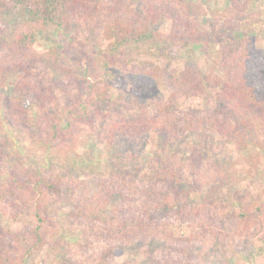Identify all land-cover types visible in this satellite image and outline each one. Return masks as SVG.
<instances>
[{"label":"trees","instance_id":"16d2710c","mask_svg":"<svg viewBox=\"0 0 264 264\" xmlns=\"http://www.w3.org/2000/svg\"><path fill=\"white\" fill-rule=\"evenodd\" d=\"M20 10L27 11L26 19L12 30L6 28L5 20ZM204 14L203 6L194 0H0V85L15 79L13 74L19 69L39 66L53 77L63 73L71 86L62 92L70 96L71 90H77L81 97L75 72L59 62L54 49H40L38 40L51 27H69L74 21L92 23L89 37L93 38L104 24L113 36L110 56L116 61L122 50L144 42L207 45L212 35L203 29ZM165 23L169 28L161 31ZM146 63L140 66L141 70L145 66L141 76L134 82L128 79L123 87L127 91L135 86L145 94L143 111L118 126L112 138L121 135L135 150L138 140L146 142L154 134L165 140L164 157L149 163L152 184L144 187L133 173L113 172L92 192L85 181L40 175L22 164L5 172L2 164L8 160L11 145L0 144V180L8 177L0 184V214L9 217L18 210H12L15 203L7 197L9 192L33 190L39 219L27 236L14 235L18 248L13 250L5 247L8 237L2 232L0 251L6 256L0 264H24L27 256L50 244L58 234L44 228L48 219L53 220L47 211L64 199L72 241L55 264H258L264 258V191L250 199L246 208L240 200V211L229 210L224 189L236 187L239 179L232 183L231 171L226 170L216 179L218 186L210 185L212 194L197 203L183 184L186 176L208 175L202 149L194 147L189 157L178 150L167 151L169 144L180 146L188 134L198 135V142L204 144L213 135L231 138L241 132L258 143V134L264 133V50L247 38L225 57L211 59L206 66L191 63L179 74ZM16 89L25 98L32 95L41 102L48 95L45 92L42 97L27 81L16 80ZM210 96L219 106L251 109L258 119L249 114L230 133L229 123L206 107ZM97 104L93 105L98 108L95 116L81 107L77 123L73 119L41 121V133L71 152L81 141L80 129H92L96 117L105 114ZM36 106V99L26 104L31 110ZM19 110L18 114H26L23 106Z\"/></svg>","mask_w":264,"mask_h":264},{"label":"rangeland","instance_id":"374dc122","mask_svg":"<svg viewBox=\"0 0 264 264\" xmlns=\"http://www.w3.org/2000/svg\"><path fill=\"white\" fill-rule=\"evenodd\" d=\"M204 8L203 29L212 35L206 44H191L182 46H164L153 42H144L133 47H127L120 53V58L114 60L110 56L113 50V36L104 24H100L95 36L89 37L90 25L83 21H74L69 27L49 28L38 43L41 50L57 52L59 62L67 69L75 72L77 82L82 87V95L77 90H71L68 96L62 92L63 87L71 86L67 77L61 72L46 73L40 71L39 66L30 69H19L13 74L14 78L0 85V144L9 143L11 148L8 160L2 164L7 172L16 165H24L44 176L63 178L67 180L85 181L92 192L96 191L100 181L117 174L133 173L140 185L151 183L149 163L153 159L163 158L162 146L165 140L158 135H152L138 140L137 150L121 135L115 139L114 131L127 121L136 119L145 106V94H141L135 86L124 90L128 79H135L143 73L141 65L159 64L169 74H179L191 63L206 66L211 59L225 57L247 38H252L254 45L264 50V0H194ZM25 10H20L5 20L4 26L10 30L19 26L27 17ZM160 25L155 29L159 30ZM169 25L161 26V31L167 30ZM136 47V48H135ZM108 69L112 71L108 72ZM15 80V81H14ZM16 80L30 82L31 88L37 87L38 93L45 102L29 95L23 96L16 89ZM76 89V88H75ZM47 97V98H46ZM39 106L36 110L26 108L29 101ZM150 97L147 100L150 101ZM98 104H97V103ZM99 105L105 113L97 116V122L92 129H80L81 141L71 152L62 150L57 144L49 141L41 133L39 123L48 119L50 122L73 119L83 114L81 107L95 116ZM23 106L26 114H18ZM206 107L220 119H225L230 133L251 115L253 120L258 114L251 109L219 106L210 96ZM73 115L72 117L70 115ZM74 117V118H73ZM64 122V124H65ZM198 135L188 134L179 145H168L167 151L178 150L184 157H189L194 147L202 149L206 160L208 175L198 177L186 176L183 184L197 203H202L212 194L210 185H217L216 179L223 177L226 170L231 171L232 183L239 179V185L224 189L229 210L240 211V200L243 207H247L254 196L262 195L264 191V133L258 134L255 143L246 139L241 132H235L231 138L211 136L208 143L198 142ZM137 154L139 156H134ZM65 177V178H64ZM8 177L0 180L5 183ZM221 179V178H219ZM7 197L15 203L9 217L0 214V237L2 232L8 237L7 248H18L14 242V235L27 236L38 225L36 213L37 193L33 190L17 192ZM231 198V199H230ZM67 200L49 208L48 219L44 228L58 234L42 250L33 253L24 260V264H55L57 258L63 255L67 245L72 241L68 230L65 214L69 211ZM240 205V206H239ZM14 213V214H12ZM12 215V216H11ZM251 246H255L250 237ZM253 248V247H252ZM251 248V249H252ZM27 250L28 246L25 245ZM128 257L133 254L128 252ZM6 253L0 251V260ZM16 262V261H14ZM16 264V263H15ZM258 264H264V258L258 259Z\"/></svg>","mask_w":264,"mask_h":264}]
</instances>
